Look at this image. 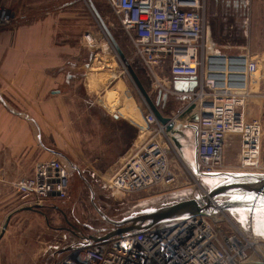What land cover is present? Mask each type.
<instances>
[{
    "label": "built area",
    "instance_id": "2783aa9c",
    "mask_svg": "<svg viewBox=\"0 0 264 264\" xmlns=\"http://www.w3.org/2000/svg\"><path fill=\"white\" fill-rule=\"evenodd\" d=\"M103 1L154 88L160 94H180L187 101L179 113L185 112L182 121L195 124L201 170L221 171L228 143L234 141L240 171L264 173V121L246 118L257 62L248 54H225L217 48L210 36L206 0ZM11 16L0 6V27L8 25ZM82 40L89 49L102 42V50L115 58L101 26L100 32H87ZM175 76H195L196 85L190 92L176 93L172 89ZM178 114L168 118L178 124ZM142 118L144 125L134 150L103 182L111 193L130 196L150 189L168 191L177 175L173 162L191 175L165 126L149 108ZM68 189L69 172L58 158L40 161L33 177L16 184L19 198L30 207L51 198L64 199ZM255 244L261 249L264 239L245 236L223 211L92 242L66 253L57 264H244Z\"/></svg>",
    "mask_w": 264,
    "mask_h": 264
},
{
    "label": "rangeland",
    "instance_id": "374dc122",
    "mask_svg": "<svg viewBox=\"0 0 264 264\" xmlns=\"http://www.w3.org/2000/svg\"><path fill=\"white\" fill-rule=\"evenodd\" d=\"M28 1L31 0H0V5L8 9L11 14H15L29 10L33 3ZM79 1L90 15L93 32H100V25L89 7V2ZM100 1L93 5L145 90L151 99L156 101L159 90L154 88L152 80L138 63L132 46L121 30L116 17L105 3ZM206 18L210 36L217 48L225 54H248L256 60L258 69L250 79L246 118L264 121V0H206ZM101 43L99 42L96 48L89 50L85 46L87 50L83 54V60L91 68L86 74L83 73V76L75 75L74 81L68 82L63 87L73 120V128L79 136L74 161L71 165L67 163L68 194L64 199L51 198L40 206L30 207L32 213L11 224L8 237L0 242V264H57L66 254L60 250L75 246L82 241V236L94 233L90 227L100 228L107 223L100 213L110 218L119 214L121 207L131 202L194 186L200 193L206 190L173 140L172 144L176 152L190 170L191 175L179 163H171L177 175L175 183L168 188V191L150 189L125 196L120 193H111L103 187L104 180L120 164L108 165L104 162L110 159L114 149L119 148L121 141L118 139H128L131 149L127 156L134 150L135 143L139 140H137L138 131L133 140L131 126L112 122L107 111L118 113L119 109L124 108L120 114L132 120L139 129L144 125L142 116L148 108L117 53L112 49L111 55L115 58H111L108 51L102 50ZM109 59H112L111 64ZM160 95H164L165 98L163 99ZM160 95L157 106L165 116H176L187 103L180 94ZM177 121L182 126H195L193 121H182L179 118ZM104 123L109 130V135L116 136V140L105 144L102 136L101 155L97 156L94 148L98 145V140H92L93 153L91 154L89 153L91 151L89 137L93 138L98 133V125L103 127ZM196 131L195 127L197 150ZM237 155V143L229 142L225 152V167L217 172L254 173L240 171ZM196 163L197 171L203 172L197 159ZM224 212L228 215L226 211ZM255 238L264 239L263 237ZM258 247L260 248V245ZM248 254L249 259L258 261L257 264H264V247L249 251Z\"/></svg>",
    "mask_w": 264,
    "mask_h": 264
},
{
    "label": "crops",
    "instance_id": "0c3cea01",
    "mask_svg": "<svg viewBox=\"0 0 264 264\" xmlns=\"http://www.w3.org/2000/svg\"><path fill=\"white\" fill-rule=\"evenodd\" d=\"M30 2L33 6L27 7L29 10L12 14L10 23L0 27V242L8 237L12 223L32 213L19 198L16 184L33 177L40 161L59 158L66 167L74 161L79 136L63 87L91 68L83 60L87 49L82 36L93 32V26L82 3ZM119 111H107L110 120L129 124L134 140L137 131L139 135L138 126L120 114L124 108ZM97 132L89 137V153H93L92 140H98L94 150L100 156L102 136L105 144L113 143L116 136L109 135L106 123L98 125ZM118 140L119 148L113 145L110 159L104 161L108 165L121 163L131 149L127 138Z\"/></svg>",
    "mask_w": 264,
    "mask_h": 264
},
{
    "label": "water",
    "instance_id": "95a60500",
    "mask_svg": "<svg viewBox=\"0 0 264 264\" xmlns=\"http://www.w3.org/2000/svg\"><path fill=\"white\" fill-rule=\"evenodd\" d=\"M87 1L106 37L127 68L145 104L158 122L165 126L176 147L206 188V192L201 194L194 186L128 203L121 207L119 214L110 218L100 213L107 221L105 225L100 228L90 227L94 233L82 236L80 243L66 247L60 252L67 253L92 242L107 241L122 235L168 226L190 216L210 215L223 211L228 213L245 236L264 238V235L261 234V225L258 222L259 209L262 201H264V174L197 171L195 126H181L179 123L177 125L168 116L161 113L157 106L160 93H158L156 101L151 99L97 9L93 3ZM195 85V76H175L172 80V89L176 93L190 92ZM161 97L165 98L164 95ZM190 109L191 106L186 113ZM184 116L185 112L178 114L180 120ZM247 197H252V199H245ZM5 227L6 225H4L3 230Z\"/></svg>",
    "mask_w": 264,
    "mask_h": 264
},
{
    "label": "snow or ice",
    "instance_id": "6c2138e0",
    "mask_svg": "<svg viewBox=\"0 0 264 264\" xmlns=\"http://www.w3.org/2000/svg\"><path fill=\"white\" fill-rule=\"evenodd\" d=\"M245 199H252V197H247ZM243 222V219H242ZM258 222L261 225V234L264 235V201L261 203V207L259 209V219Z\"/></svg>",
    "mask_w": 264,
    "mask_h": 264
},
{
    "label": "bare ground",
    "instance_id": "6f19581e",
    "mask_svg": "<svg viewBox=\"0 0 264 264\" xmlns=\"http://www.w3.org/2000/svg\"><path fill=\"white\" fill-rule=\"evenodd\" d=\"M239 172H240V171H239ZM205 192H206V190H204L201 194H204ZM258 245H259V244H255V245H254L255 248H254V246H253V248L255 249V251H256V249H259ZM250 263H252V264H257L258 261L251 260V259L248 258L244 264H250Z\"/></svg>",
    "mask_w": 264,
    "mask_h": 264
}]
</instances>
